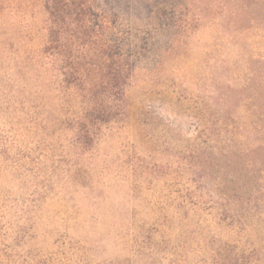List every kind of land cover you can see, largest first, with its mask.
I'll list each match as a JSON object with an SVG mask.
<instances>
[{
  "label": "rangeland",
  "instance_id": "374dc122",
  "mask_svg": "<svg viewBox=\"0 0 264 264\" xmlns=\"http://www.w3.org/2000/svg\"><path fill=\"white\" fill-rule=\"evenodd\" d=\"M89 1L119 102L0 0V264H264V0Z\"/></svg>",
  "mask_w": 264,
  "mask_h": 264
},
{
  "label": "trees",
  "instance_id": "16d2710c",
  "mask_svg": "<svg viewBox=\"0 0 264 264\" xmlns=\"http://www.w3.org/2000/svg\"><path fill=\"white\" fill-rule=\"evenodd\" d=\"M50 16L51 43H73L84 54H93L96 58L111 61L108 72L106 91L113 101H120L125 95L133 76V68L116 53L113 47L99 46L102 26H93V17H97L89 0H43ZM106 23V18H103ZM68 32H70L68 34ZM59 55H62L59 53ZM104 69L100 68V71ZM80 75V74H79Z\"/></svg>",
  "mask_w": 264,
  "mask_h": 264
}]
</instances>
